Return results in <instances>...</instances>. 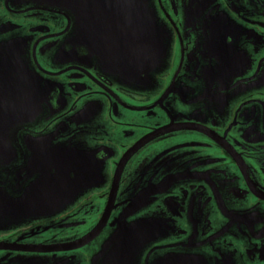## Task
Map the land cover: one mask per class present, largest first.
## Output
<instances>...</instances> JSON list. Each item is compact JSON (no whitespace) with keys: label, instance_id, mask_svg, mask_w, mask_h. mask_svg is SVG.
<instances>
[{"label":"flooded vegetation","instance_id":"obj_1","mask_svg":"<svg viewBox=\"0 0 264 264\" xmlns=\"http://www.w3.org/2000/svg\"><path fill=\"white\" fill-rule=\"evenodd\" d=\"M152 1L175 31L167 38L169 92L171 99L188 98L184 107L191 121L153 128L130 143L112 129L131 127L121 115H135L141 122L156 119L151 113L157 106L152 107L150 98H160L167 91L161 81L168 76L158 74L156 94L149 95L127 89L114 78L112 65L105 63L117 43L116 35L128 23L131 0H62L60 8L31 5L5 10L10 17L52 19L53 32L34 45L37 50L40 45L59 44L70 54L73 62L47 75L66 77L58 84L66 87L71 102L66 108L60 101V86L50 85L47 117L40 124L55 113L56 122L69 127H82L92 118L93 158L85 163L92 179L99 166L102 173L86 197L87 183L75 185L77 192L86 189L80 193L83 203L82 199L71 209L20 228L16 224L0 229V264H131L139 255L149 258L162 253L183 255L178 264H195L185 256L203 254L212 264H264V0ZM217 2L230 18L216 7L207 15L210 36L187 31L191 14L185 13L191 4L196 9ZM46 30L38 26L31 32ZM228 65H237V70ZM195 71L201 79L196 77L187 86ZM229 95L241 98L233 112L224 109ZM214 114L219 117L213 118ZM228 118L232 121L227 126H217ZM27 126L18 133V149L28 147L23 142L29 135H47V130ZM64 129L59 132L62 138L79 137L72 131L64 134ZM84 172L71 170L70 177L75 182ZM163 202L172 205L171 211L164 212ZM97 227L98 235L86 242ZM119 227H126L123 239L117 238ZM82 231H90L85 233L87 239L78 238ZM103 236L97 253L93 249L87 259L80 257L77 262L74 254Z\"/></svg>","mask_w":264,"mask_h":264},{"label":"rangeland","instance_id":"obj_2","mask_svg":"<svg viewBox=\"0 0 264 264\" xmlns=\"http://www.w3.org/2000/svg\"><path fill=\"white\" fill-rule=\"evenodd\" d=\"M61 1L62 0H0V116L2 118L7 116L5 114H9V116H20V118H25V126H36L34 131L47 130V135L41 137L29 135L26 137L23 144L28 147H21V149L17 148L18 144H20L17 139V130L11 132L10 136L6 133L7 138L4 140L0 150V199L4 198L6 196L5 194H7L8 199L5 200L6 197L0 201V210L4 211L0 213V228H11L13 225H16H11V214L17 212L16 207H12L11 205V200L14 196L21 198V192L24 193V191H37L38 193L43 191V180H41V182L36 181L37 184H30L31 179L23 175V172L26 170L23 166L30 161L31 157L35 155L46 157L51 154L50 150L53 149V154L47 163H51V167L59 169L57 170L58 173H63L60 167H65L67 173L71 170L76 171V169L84 167L86 174H89L90 178L92 176V171L87 163L85 165V162L93 158L91 152L94 150V133L92 131L94 120L91 118L82 127H74L75 125L69 127L62 121L56 122L54 118H57V113H55L54 117H50L43 124H40V121L47 117L45 110L49 108L46 102L48 87L50 85L60 86V101L65 103L66 108H68L71 102L66 97V87H62L63 84H58V81L61 82L66 77H52L47 75L49 71L51 73H57L64 65L73 62L70 54L62 51V49L58 47L59 44L54 47H50L47 44L40 45L37 50L36 44L34 45L38 38L40 39L44 37L45 34L47 35V33L53 32L52 19H29L21 16L10 17L5 13V10L10 11L11 8L19 10L29 9L33 7L31 5L36 7L51 6L60 8ZM7 4L10 7H8ZM23 5L25 6L24 8ZM216 7L223 10L222 12L225 14L226 18H230L229 12L220 2L211 4L203 3V5L197 6L196 9H194L191 4L187 8L188 11L185 13L186 17L191 14V18L187 17V19H190L187 31L197 30L207 33V15L208 13H212ZM168 12L170 15H173L171 5L168 6ZM127 14L131 32L119 39V47L116 50L115 60L107 59L105 63L114 64V78L125 85L127 89L140 93H149V95L156 94L158 74L160 77L161 75H168L170 73V70L166 67V63L169 61L167 60L168 53L171 50V45L168 44L170 40L167 38L175 36V31L166 19L162 17L156 1L131 0L127 8ZM179 17L181 18V15H179ZM164 22L169 28L165 26ZM38 26L47 30L45 32H31L33 28ZM207 36L210 35L207 33ZM33 53H35L34 57ZM228 66L237 70V65ZM157 71L159 73H156ZM171 76L172 75H168L167 78L161 81L163 88L165 90L167 89V91L164 94L161 92L159 94L160 98L155 96L150 98L153 103L152 107L154 104L158 107H154L151 113L156 116V119H147L145 122H141L139 118H135V115H121V119H123L125 123L131 125V127H120V131L112 129L113 132L121 137V140L130 143L134 140L136 141L153 128L165 126L169 123L172 124V122L175 121H191L189 109L184 107V105L188 103L186 101L188 98L171 99L172 93L169 92L172 85L170 80ZM196 77L201 79L199 71L190 74L187 86L188 83L192 82ZM235 78L237 79V77ZM162 94L163 96H161ZM225 99L224 109H231L229 112H233L241 100L238 95H229ZM136 105L139 106L140 104L138 103ZM107 106L108 105L105 104V108H107ZM109 107L111 108V106ZM216 117H219V115L214 114L213 118ZM230 121H232V118L224 119V123L218 124L217 126L225 127ZM115 122L116 124L120 123L117 121ZM57 125L58 127L55 128ZM61 129H64V134H69L71 131L74 134L80 133L79 137L74 138V140H70L71 138L66 137L62 138L63 136H59ZM124 133H126L125 136L122 135ZM46 137H48L50 142L45 146L28 144L30 143L28 140L44 139ZM59 137L61 138L59 139ZM18 138H20V136H18ZM41 150H44V152H41ZM68 157L73 159H67ZM62 158L65 159V162L62 161ZM36 163H39V161L36 160ZM101 165L103 166L102 163ZM20 166L22 167L18 168ZM99 168L101 167L99 166L95 169V179L87 177L89 179L86 181L87 184L85 188L90 192L84 197L90 195L92 192L91 190L96 187V177L98 175L101 176L100 174L102 173V168L100 170ZM49 173L52 176L53 172L49 170L44 171V175H48ZM82 190L76 192L77 200L74 203L72 202V205L67 206L68 209L75 207L82 199L83 203L84 198L80 196ZM46 193L48 194L47 191ZM47 196L41 197L45 198ZM32 201L35 200L32 199ZM35 203L37 208L40 207L37 201H35ZM169 205L172 206L171 204L167 205L166 202H163L164 212L171 211ZM55 207L59 209L56 213H62L67 209L63 210L64 206L61 205H50L47 210L51 211V209ZM19 210H25V205H19ZM44 215L45 214L39 216L44 217ZM38 218L40 217L25 213L18 217L17 225L19 228L29 225L33 220ZM89 232L90 231H82V233L78 235V238H87ZM85 233L88 235L86 236ZM105 237L106 236H103L95 240L80 252L76 254L73 253L77 262L80 257L82 259H87V257L93 253V249H95L97 253V247L101 246ZM175 237L183 239L181 236ZM172 239L173 236L171 238H166L165 241ZM182 257L184 256L179 254H164L163 256V253L159 256H150L149 258L139 255L136 257V260L131 261V264H157V262L161 264H178V261ZM185 257L193 260L195 264H212L209 256L205 254L186 255Z\"/></svg>","mask_w":264,"mask_h":264},{"label":"water","instance_id":"obj_3","mask_svg":"<svg viewBox=\"0 0 264 264\" xmlns=\"http://www.w3.org/2000/svg\"><path fill=\"white\" fill-rule=\"evenodd\" d=\"M87 25H91V23H87ZM86 29L90 30V27H87ZM127 31H131V29L129 28V20L126 26L121 31V33L116 35L115 40L117 41V43L115 46L112 47V51L109 52V54L111 55V58H107V59L115 60L116 50L119 47V39L124 37V34ZM109 65H112V67L114 68V64H109ZM5 115L7 116H4L3 118L0 116V150L2 148L4 140L7 138L6 133H8V135L10 136L11 132L17 130V134H18V132L21 130L24 124H26L24 120L25 118L23 117L20 118V116H13V115L9 116V114H5ZM28 141L30 142L28 144H33V145H38V146H45L46 144L50 142L48 137L44 139L39 138V139L28 140ZM41 152H44V150H41ZM50 152L51 154L46 157L35 155L30 158V161L28 163L24 164L23 168L24 169L26 168V170L23 172V175L31 179L30 184H37L36 181L41 182V180H43L44 187H43V191L40 193H38L37 191L35 192L34 191H24V193L21 192V196H22L21 198H18V196L13 197V199L11 200V205L12 207L13 206L16 207L17 212H13L11 214V218H12L11 225L18 224L17 223L18 217L24 215L25 213H28L29 215H35L38 217H41L39 215L45 214L44 217H47L49 215H52L53 213H56L57 210H59L55 207V208H52L51 211H48L47 208L50 205L52 206L61 205V206H64L63 209H65L67 206H69L71 202H73L76 199L77 191H76L75 185H79L77 182L84 181L82 183H86L87 179H84V178H87L85 177V175H87L86 172H84L82 175L80 173V175L78 176V179L76 180L75 178L76 181L74 182L72 178L70 177L71 171L67 173V170L65 167H62V168L60 167V170H62L63 173H58L57 170L59 169L55 167H51L52 166L51 163H47V161L52 156L53 149H51ZM67 159H72V158L68 157ZM36 160H38L39 163H36ZM62 161L65 162V159L62 158ZM81 168L84 169V167H80L76 169V171L75 170H72V171L76 174L77 173L79 174V170ZM5 170H6V167H5ZM45 170L46 171L49 170L50 172H53L52 176L50 175V173L48 175H44ZM117 182H118V176L116 177L114 184H113V188H112L110 198L108 201V208L111 206L113 198L115 196ZM46 191L48 192V194L46 193ZM5 195L6 196L0 199V201L7 197V194ZM41 196H47V197L42 198ZM7 199L8 197L5 200ZM32 199L37 201L40 207L37 208L35 206L36 204L35 201H32ZM24 200H27V201H24ZM21 204L25 205V210H21V211L19 210V205L21 206ZM1 212H4V211L0 210V213ZM99 227H97V229L88 237V239L86 238L87 239L86 242L90 241L91 239H93L94 237L98 235L100 231ZM2 228L3 227H1L0 229ZM125 231H126V227H123V228L119 227L118 230L116 231V233H119V236H117V238L119 239L125 238L124 237Z\"/></svg>","mask_w":264,"mask_h":264}]
</instances>
